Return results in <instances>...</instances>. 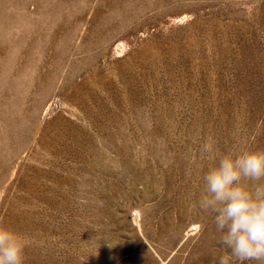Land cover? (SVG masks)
Returning <instances> with one entry per match:
<instances>
[{
  "label": "rangeland",
  "instance_id": "1",
  "mask_svg": "<svg viewBox=\"0 0 264 264\" xmlns=\"http://www.w3.org/2000/svg\"><path fill=\"white\" fill-rule=\"evenodd\" d=\"M246 149L264 0H0V222L24 264H218L203 176Z\"/></svg>",
  "mask_w": 264,
  "mask_h": 264
},
{
  "label": "clouds",
  "instance_id": "2",
  "mask_svg": "<svg viewBox=\"0 0 264 264\" xmlns=\"http://www.w3.org/2000/svg\"><path fill=\"white\" fill-rule=\"evenodd\" d=\"M203 152H211L205 143ZM199 208L213 215L227 251L218 264H264V150L220 155L203 176ZM26 238L0 222V264H24Z\"/></svg>",
  "mask_w": 264,
  "mask_h": 264
}]
</instances>
